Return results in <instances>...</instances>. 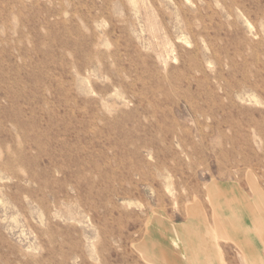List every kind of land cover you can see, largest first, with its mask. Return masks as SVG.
I'll return each instance as SVG.
<instances>
[{"label": "rangeland", "instance_id": "1", "mask_svg": "<svg viewBox=\"0 0 264 264\" xmlns=\"http://www.w3.org/2000/svg\"><path fill=\"white\" fill-rule=\"evenodd\" d=\"M241 202L264 216V0H0V264H242Z\"/></svg>", "mask_w": 264, "mask_h": 264}, {"label": "crops", "instance_id": "2", "mask_svg": "<svg viewBox=\"0 0 264 264\" xmlns=\"http://www.w3.org/2000/svg\"><path fill=\"white\" fill-rule=\"evenodd\" d=\"M217 189L219 190L217 191L215 190L213 192L214 194H217L219 197L221 196L220 202H222L225 205V203L228 202L227 200L229 198L226 194L227 192L226 191L224 192L223 190H221V188H217ZM257 211L260 212L259 209H257ZM241 212H242L241 216L232 217V219L223 222L224 227L222 228L225 233L224 235L228 237L232 242V244L235 245V247L237 248V251L239 252L240 258L242 260V264H264V216L262 217L256 216L254 210L252 208H249L248 202L247 204L245 202L244 203L241 202ZM247 214H250L251 216ZM155 221L157 224H159V228H161V231L159 230L157 231L160 232L161 236L166 237L167 235V236H171L172 238L176 237L174 239H177L176 242L178 245L177 248L179 247L180 249L182 248L181 250H183L184 252V254L182 253L183 254L182 256H184L187 260V258L192 255V253H190L188 250L193 247H191L192 246L191 239H189L190 244H188V241L184 240V237L181 236H183L184 234H186L187 236L188 234L189 235L188 237H192L193 236L192 229H190L188 225L182 226L181 227L182 233H181V231H179L178 228L177 230L174 228L171 229L169 228L168 225L167 226L164 225L162 220L159 218H156ZM153 231H151L149 228L148 233L150 234V236L148 237L149 238L148 243L152 248L155 247L156 249L158 248L161 251L160 255L162 256V258H167L165 250H168V248H172V244L171 247L169 246L166 247L159 245L158 243H152L150 239H151V235H153ZM173 241L175 242L176 240ZM185 243L188 246H184ZM202 248L204 249V247ZM201 253L202 254L198 256V258L201 261L200 264H211V262H208V260H206L207 256H205L209 254H205L203 252ZM217 259L220 260L218 255H217ZM195 261L196 263L194 264L199 263L197 262L198 261L197 259ZM162 262H165V260H162ZM215 263L218 264V261Z\"/></svg>", "mask_w": 264, "mask_h": 264}, {"label": "bare ground", "instance_id": "3", "mask_svg": "<svg viewBox=\"0 0 264 264\" xmlns=\"http://www.w3.org/2000/svg\"><path fill=\"white\" fill-rule=\"evenodd\" d=\"M188 3V2H187ZM217 26V25H216Z\"/></svg>", "mask_w": 264, "mask_h": 264}]
</instances>
